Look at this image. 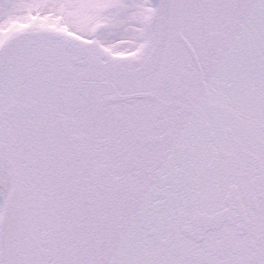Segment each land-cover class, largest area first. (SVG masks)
<instances>
[{
  "label": "snow or ice",
  "instance_id": "6c2138e0",
  "mask_svg": "<svg viewBox=\"0 0 264 264\" xmlns=\"http://www.w3.org/2000/svg\"><path fill=\"white\" fill-rule=\"evenodd\" d=\"M0 264H264V0H0Z\"/></svg>",
  "mask_w": 264,
  "mask_h": 264
}]
</instances>
